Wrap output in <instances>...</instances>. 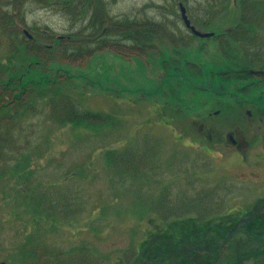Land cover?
<instances>
[{
    "label": "rangeland",
    "instance_id": "rangeland-1",
    "mask_svg": "<svg viewBox=\"0 0 264 264\" xmlns=\"http://www.w3.org/2000/svg\"><path fill=\"white\" fill-rule=\"evenodd\" d=\"M8 1L11 0L2 2L0 10L10 11L6 12L11 15L9 19L24 30L20 29L22 37L16 33L12 35L10 30L2 33L0 29V49L7 53H11L12 48L16 50L13 56L0 51V60L17 64V70L24 77L23 84L33 83L34 96L38 97L28 98L32 107L20 113L21 121L18 119L14 126L3 124L8 130L14 128L11 134L18 146L10 151L8 161L0 165V259L8 264H36L34 256L40 255V249H45L47 256L85 249L100 258L101 264H128L129 261L130 264L136 260L137 248L148 231L165 227V221L156 215L164 218V213L151 202L161 195L165 180L177 189V200L182 198L180 195L184 190L198 199L196 195L200 196L203 190L224 185L219 193L226 197L228 206L238 208L258 204L257 198L264 196V159L263 164L259 163L261 167H249L239 165V159L224 148L223 152L218 149L213 154L198 149L202 148L200 141L210 144L207 135L221 140L223 135L206 120L202 133L199 124L203 120L194 113L203 108L220 107L224 104L222 101L233 100L234 96L241 99L243 93L252 99L263 97L264 105V82L248 83V88L241 94L236 91L243 85L241 82L228 81L232 84L229 90L217 83L216 77L228 80L226 73L232 74L226 72L231 57L221 46L222 38L181 42L171 33L178 28L185 33L178 6L184 0H116L113 3L103 0L109 16L119 20L130 17L137 22L142 19L145 27L137 24L131 29L147 30L138 34L137 39L134 37L133 44L119 37L115 46L96 48V44L91 53L88 47H78L71 55L67 54L66 47L63 51L64 46L56 39L44 42L41 33L37 36L35 33L47 29L52 34L65 35L85 22L72 25L69 16L58 7L42 6L35 3L36 0H21V12L17 16L7 9L12 6ZM234 1L186 0L184 4L191 20L198 19L201 12L204 15L207 9L227 7L211 25L212 29L220 30L231 25L235 21L231 19L239 15V9L229 6ZM99 6L95 0L100 13ZM256 10L253 6L248 9L249 12ZM21 19L30 26H24ZM162 21L166 24L165 29L148 24ZM141 40L152 46L144 45ZM122 42L135 45L132 52L122 47ZM64 52L69 60L63 59ZM50 76L54 78L52 85L47 82ZM10 77L11 74L6 76L7 79ZM192 79L198 81L196 86L191 84ZM204 79L209 80V86L201 83ZM50 89L58 91L59 99L42 98L43 91ZM63 97L70 100L65 103L72 104L74 111L78 106L87 113H108L117 118L120 125L112 126L104 121L92 125L86 122L87 119L78 117L73 125L61 123L49 107L53 103L55 108L64 109ZM161 103L172 106L168 110L174 112L173 116L167 112L162 118L166 112L165 108L157 106ZM232 118L225 112L213 122L221 127L231 123ZM165 122L172 123L179 133L174 126L162 124ZM94 125L100 127V132L95 133L91 127ZM246 128L247 136H252L255 127L247 125ZM181 138H186L185 146L178 141ZM149 139L157 146L165 166L160 174L162 181L156 179V185L151 186L147 180L137 177L138 168L131 166L134 170L129 172L119 164L122 157L112 164L106 155L110 150H145ZM262 147L256 142L250 146L248 154L264 156ZM29 161L32 172L24 174L22 169ZM251 171L258 174L253 178L260 183L238 180V176L246 177ZM175 202L178 204L179 201ZM148 207L150 209L146 211ZM259 210L264 212V207ZM185 215L196 216L197 212ZM51 261L57 264L55 260Z\"/></svg>",
    "mask_w": 264,
    "mask_h": 264
},
{
    "label": "trees",
    "instance_id": "trees-1",
    "mask_svg": "<svg viewBox=\"0 0 264 264\" xmlns=\"http://www.w3.org/2000/svg\"><path fill=\"white\" fill-rule=\"evenodd\" d=\"M3 1H0V5H2ZM36 1L37 2L35 3L41 4L42 6L49 5L58 7L62 12L69 16L72 25H76L77 22H85V25L79 27L76 31H72L71 33L65 35H55L50 33V31L47 29L42 30L43 32L35 33L36 36L41 33V35H39L42 36L44 42L52 40V38L56 39L57 42H59V45L64 46L63 51L66 47L68 55L74 53L73 50L78 47H84V49L88 47V49H90L89 52L91 53L94 51L95 48L93 49V47L96 44H98L96 48H98V46L103 47L106 45L115 46L114 44H117L116 41L119 37H122L123 40L129 44H133V38L136 37L135 39H137L138 34L147 30L137 31V29H135L134 31L131 29L132 27L137 26V24L138 27H145L144 22L141 21L142 19L137 22L133 19H130V17H124L119 20L120 18L109 16L106 13L107 10H105V4L103 0H96L98 3H100V13L99 9L95 7V0ZM114 1L116 0H107V3H113ZM8 2L12 6L7 9H11L14 15L17 13V16H20L21 9L19 4L22 1L11 0ZM220 4L223 6L222 1ZM230 4L234 5V7L239 9V11L248 10L252 6L258 10H264V0H236L234 2H230L229 6ZM0 11L1 32L7 33L6 30H10L12 35H15V33L22 35L23 31H20V29L24 30V27L21 25L17 26V23H14L12 20H10L9 17L11 15L6 14L7 11ZM7 13L11 12L9 11ZM246 17V15L240 16L241 21L239 20L238 23L237 21L239 17H233L231 21H235L231 25L224 26L218 31L225 33L227 36V33L230 32L232 27H234L233 29L236 30L237 26L251 25L250 23L244 22V19H247ZM21 21L23 22L24 26H30L28 23H25L23 19H21ZM148 24L154 27H161L162 29L166 28V24L163 21L157 23L152 22ZM151 32L153 39L156 40V35L153 31ZM172 32L173 30L171 33ZM24 38L27 39L26 41H29V38L26 36H24ZM141 41L148 47L152 46L148 43L145 44L146 41ZM120 45L131 52L132 48L135 46L127 45L124 42L120 43ZM222 48L226 51V53L229 52L227 45H222ZM11 50V53H9V51L7 53V50L0 49L1 53L7 54L8 56H11L12 53L15 54L16 50L14 48ZM80 51L85 52V50ZM67 54L64 52V60L70 59ZM77 56L78 58H81L79 54ZM182 66L185 67L183 64ZM20 72L17 70V64L13 63L12 61H5L4 59L0 60V165L8 161L10 157V151L15 150V146H18L16 138L11 134V132L14 131V128L10 127L8 130L3 124L14 126L16 122L21 121V119H19L21 116L20 113L25 108L32 107L29 104V99H37L38 97L34 96L36 90L35 85L31 82L23 84L24 77ZM192 72L194 73L193 76H195V71ZM8 74H11V77L7 79L6 76ZM52 79L54 78L51 76L47 79V82H49L51 85L53 84ZM191 84L196 86L198 81L196 82L192 79ZM62 87L63 86L60 88ZM43 92L44 95L42 98L48 100L53 98L52 101L54 98H56V100L59 99L57 96L58 91L56 89L45 90ZM61 96H63L62 93ZM256 98H260V96L254 97L253 99ZM61 101H63L65 108L68 105L66 109H57L55 108L57 106L53 103H51L49 107V111L53 115L55 114V117L61 123H72L73 125L74 119L78 117L81 119H87L86 122H90L92 125L94 122H97L96 124H100L103 123V121L106 124L112 126L118 127L120 125V122L118 123V119L112 117V115L108 113H96V111L87 113V111L82 110V107L78 106L77 111H74L75 109L72 104L65 103H69L70 100L63 97ZM161 104L162 105L157 106H162L165 109H172V106H169L168 104ZM58 110H60L61 113ZM91 127L95 129V133L100 132V127L95 125ZM145 145L147 146L145 150L141 148H130L128 149L129 151H126V149H124V151L110 150L106 155L109 157V162L112 161V164L116 163L118 159L122 157L123 161L119 163L122 168H127L129 172L134 170L132 167H135L136 169L138 168L140 174L138 172L137 177L140 180H147L149 186L156 185V179L162 181L160 179V174L165 168L163 164V158L159 153L157 146L153 144L151 139H149ZM149 148H151L150 151L148 150ZM29 164L30 161L27 163V165H25L26 168L23 167L22 172L24 174H30V172H32ZM124 173L126 174L128 172ZM185 175L187 176L188 173L185 172ZM165 181L163 182L162 192L159 198L157 200L151 201L155 206H157V208L161 209V211L164 213V218L166 215H168L166 218L167 222L164 224L165 227L163 229L156 228L148 231V234L145 235L141 240V245L138 246V253L135 260L136 262L132 261L130 264H264V212L259 210L260 208L264 207V197L258 199V204L251 206L246 212L237 214L234 220L230 222L229 226L222 227L221 224H213V227L218 231V236L215 240L212 239L210 235L204 234V237L200 239V243H193V247L189 246V248L186 249L184 240L197 239L195 234L199 228H203L205 231L208 230L210 221L208 219H217L221 221V218L225 216V208L223 204L226 201V197L222 196V194L220 196L219 193V190H221L224 185L221 187L212 186L207 188L208 190L201 192L200 196L196 195L198 199H194L192 196H190L189 192L184 190V194L180 195L182 198H178L177 200V189H174V186H171L170 182L167 184ZM175 200L179 201L178 204L175 202ZM149 209L150 208L148 207L146 211H149ZM191 212H197L196 216L199 219L193 215H185ZM240 219H244L243 222L240 223ZM237 222L239 223L235 224ZM237 226V230L231 234L229 230L233 227L236 228ZM184 229L186 234L183 233ZM230 234L232 236L223 242L221 236H229ZM189 236L191 237L188 238ZM196 244L197 246L201 244L202 247L212 245L213 252H211L209 255H199L195 249ZM40 250L42 254L39 256H34V259H36V264H38V262H42V264H52L51 260H55L57 264L103 263L100 258L94 257L89 251L87 252L85 249H79L75 252L72 251L69 253L65 252L66 254L60 251L53 256H47L45 251H43L45 249Z\"/></svg>",
    "mask_w": 264,
    "mask_h": 264
},
{
    "label": "flooded vegetation",
    "instance_id": "flooded-vegetation-1",
    "mask_svg": "<svg viewBox=\"0 0 264 264\" xmlns=\"http://www.w3.org/2000/svg\"><path fill=\"white\" fill-rule=\"evenodd\" d=\"M204 12V15L203 12H201L198 19H192V22L202 31L213 32L212 36L205 38L194 37L185 27V33L182 31V29L180 31L178 29L173 30L172 33L175 34V36L181 42H195V38L197 39V42H206L207 40L213 38L220 40L222 38V41L220 42L221 46H228V53L231 57V59H229L228 61L229 67L226 72L229 71L232 74H228L225 72L228 80L216 77V81L217 83H220L221 87H223L225 90L231 89L232 84L228 83V81L241 82L243 84L238 86V88L236 89L237 94H241L242 92H244L245 89H247L249 86L248 83L252 84L254 80L264 82V10H256L252 12H249L248 10L238 11L237 14H239V19L237 23L239 22V20L241 21L240 16L246 15L247 19H244V22L250 23L251 25L237 26L236 30H234V27H232L230 29V32L227 33V36L225 35V33H221L218 30L211 28V25H213V23L218 20L217 18H219L221 13H224V11L207 9ZM201 83H205L207 86H209V80L207 79H204ZM200 86L204 87V85ZM202 96H197V98L201 99ZM225 98L226 97H224V99ZM239 98L240 96H234L233 100H230L228 102L222 101L224 104H221L220 107H209L206 109L203 108L201 112L198 111V113H194L198 116L199 119L203 120L201 122V125L199 124L201 132L203 128L205 129L204 121L206 120L208 123L216 126V130L222 132L223 135L222 140L220 138H214L213 135H207V139L210 144L206 145L204 141L199 140L201 142L202 148L198 149H201L206 153H215L218 149L219 151L223 152L222 148H224L227 153L230 152V155L236 156L239 159V165L247 164L249 165V167H261L262 165H260L259 163H262V159H264L263 154L257 153L256 156L251 157L248 154V151L250 146L256 142H259L264 146V105L262 103L263 97L252 99L248 97L246 93H243V97L241 99ZM162 112L163 111H161V113ZM225 112H229L233 116L232 122L228 125L220 127L219 125L214 123L213 120L222 117V114H224ZM189 114L193 115L192 113ZM162 124L171 126L170 122H165ZM247 125L255 127V129L252 128V131H254L253 135L249 137L247 136ZM179 140L186 142V138H181ZM187 142L189 143V145H194V143H192L191 141ZM262 150H264V147H262ZM212 157L215 158L214 155H212ZM187 171L188 169L185 170V172ZM257 175L258 174L255 171H251L249 174H246V177L238 176V180L241 183H250L252 180L259 182L258 179L253 178ZM203 192H205V190H203ZM228 203L229 202H224L223 204L225 208V216L221 218V221L217 219H208L210 220L208 230L205 231V229L199 228L197 229L195 234V237L197 239L184 240L186 249H188L189 246L193 247V243H200V239L204 237V234L210 235L211 238L215 240L218 236V231L213 227V224H221L222 227L229 226L230 222L234 220L237 214H241L242 212H246L248 210V206L232 208L228 206ZM249 206L251 207L252 204H250ZM228 207L230 209H228ZM240 220L241 221L239 222L241 223L244 219ZM239 222L235 224H238ZM237 228L238 226L236 228L233 227L229 230V232L233 234L234 231L237 230ZM183 233L186 234L185 229ZM231 234L229 236H221L222 241L225 242V240L232 236ZM190 237L191 236H189L188 238ZM197 244L195 246L197 254L209 255L211 254V252H213L212 245L202 247L201 244L198 246ZM41 254L42 253L40 252V255ZM40 263L42 264V262ZM0 264L8 263L0 259Z\"/></svg>",
    "mask_w": 264,
    "mask_h": 264
},
{
    "label": "water",
    "instance_id": "water-1",
    "mask_svg": "<svg viewBox=\"0 0 264 264\" xmlns=\"http://www.w3.org/2000/svg\"><path fill=\"white\" fill-rule=\"evenodd\" d=\"M180 9L182 13V18L185 21L186 26H188L194 34L201 36V37H208L212 34V33H201L199 30L195 29V27L190 24V20L188 19L186 15V8L181 3H180Z\"/></svg>",
    "mask_w": 264,
    "mask_h": 264
}]
</instances>
